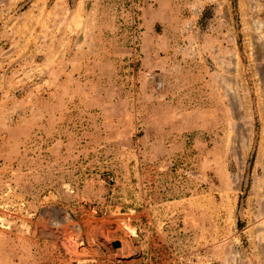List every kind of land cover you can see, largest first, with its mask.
Masks as SVG:
<instances>
[{"label": "rangeland", "instance_id": "1", "mask_svg": "<svg viewBox=\"0 0 264 264\" xmlns=\"http://www.w3.org/2000/svg\"><path fill=\"white\" fill-rule=\"evenodd\" d=\"M0 264H264V0H0Z\"/></svg>", "mask_w": 264, "mask_h": 264}, {"label": "water", "instance_id": "2", "mask_svg": "<svg viewBox=\"0 0 264 264\" xmlns=\"http://www.w3.org/2000/svg\"><path fill=\"white\" fill-rule=\"evenodd\" d=\"M114 247H115V248L119 247V243H115V244H114Z\"/></svg>", "mask_w": 264, "mask_h": 264}]
</instances>
